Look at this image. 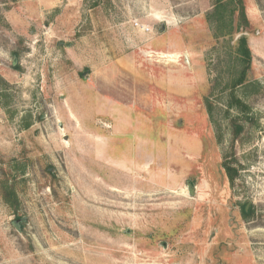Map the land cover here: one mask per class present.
I'll list each match as a JSON object with an SVG mask.
<instances>
[{"label": "rangeland", "instance_id": "374dc122", "mask_svg": "<svg viewBox=\"0 0 264 264\" xmlns=\"http://www.w3.org/2000/svg\"><path fill=\"white\" fill-rule=\"evenodd\" d=\"M245 4L247 119L212 0H0V264H264V0Z\"/></svg>", "mask_w": 264, "mask_h": 264}, {"label": "trees", "instance_id": "16d2710c", "mask_svg": "<svg viewBox=\"0 0 264 264\" xmlns=\"http://www.w3.org/2000/svg\"><path fill=\"white\" fill-rule=\"evenodd\" d=\"M205 18L211 25L212 36L216 44L222 43V46L227 49V57L231 59L227 60L226 68L228 71L226 82L230 89L229 100L226 104L227 112L230 114V109H236L247 119L251 107L235 92L236 88L249 83L248 74L253 58L249 38L243 33L250 27L245 0H212V8L206 12ZM207 105L212 115L213 105L209 99H207ZM239 119L241 118H231L234 137H238L244 130V124ZM220 138L221 133L218 134V139ZM223 165L227 176L233 181L238 174L237 168L226 162ZM1 193L8 203L16 207L18 197L14 187L8 184V179L1 183ZM242 211L244 216H249L251 213L246 209V205H243Z\"/></svg>", "mask_w": 264, "mask_h": 264}, {"label": "bare ground", "instance_id": "6f19581e", "mask_svg": "<svg viewBox=\"0 0 264 264\" xmlns=\"http://www.w3.org/2000/svg\"><path fill=\"white\" fill-rule=\"evenodd\" d=\"M60 125L62 126L61 128H62V130H63V124L61 123Z\"/></svg>", "mask_w": 264, "mask_h": 264}]
</instances>
